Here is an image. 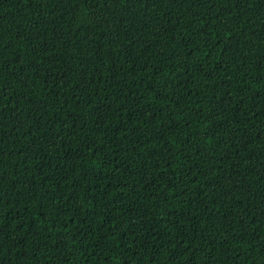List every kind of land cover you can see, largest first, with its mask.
Here are the masks:
<instances>
[{"label":"trees","instance_id":"16d2710c","mask_svg":"<svg viewBox=\"0 0 264 264\" xmlns=\"http://www.w3.org/2000/svg\"><path fill=\"white\" fill-rule=\"evenodd\" d=\"M0 264H264V0H0Z\"/></svg>","mask_w":264,"mask_h":264}]
</instances>
